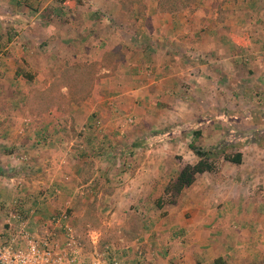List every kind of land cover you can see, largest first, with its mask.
Segmentation results:
<instances>
[{
  "label": "crops",
  "instance_id": "crops-1",
  "mask_svg": "<svg viewBox=\"0 0 264 264\" xmlns=\"http://www.w3.org/2000/svg\"><path fill=\"white\" fill-rule=\"evenodd\" d=\"M0 71V229L16 202L70 214L76 264H264V0H0ZM192 143L242 163L171 204Z\"/></svg>",
  "mask_w": 264,
  "mask_h": 264
},
{
  "label": "built area",
  "instance_id": "built-area-1",
  "mask_svg": "<svg viewBox=\"0 0 264 264\" xmlns=\"http://www.w3.org/2000/svg\"><path fill=\"white\" fill-rule=\"evenodd\" d=\"M126 122L131 125L133 119ZM13 205L0 229V264L77 263L82 245L67 211L50 217L37 232L29 228V218L17 209L16 202Z\"/></svg>",
  "mask_w": 264,
  "mask_h": 264
},
{
  "label": "trees",
  "instance_id": "trees-1",
  "mask_svg": "<svg viewBox=\"0 0 264 264\" xmlns=\"http://www.w3.org/2000/svg\"><path fill=\"white\" fill-rule=\"evenodd\" d=\"M190 149L198 161L194 164L183 165L178 171L177 177L167 185L165 194L169 196V203L171 204L176 202L185 188L193 184L197 175L215 172L219 160L223 159L234 165L242 163V154L240 152L227 153L225 149H222V145L220 148L214 147L204 151L192 143Z\"/></svg>",
  "mask_w": 264,
  "mask_h": 264
},
{
  "label": "rangeland",
  "instance_id": "rangeland-1",
  "mask_svg": "<svg viewBox=\"0 0 264 264\" xmlns=\"http://www.w3.org/2000/svg\"><path fill=\"white\" fill-rule=\"evenodd\" d=\"M74 70H75V68L74 69L73 68H70V69L67 70V72L66 71L62 72V70L59 71V73L57 75L56 74L54 75V82H55V84H59V85H61V84H67V83L68 84H70V83H72V84H85V83H88L91 80L90 75H89V73H88V71L86 69L77 70V71H79V73L74 72ZM66 93H70V94L73 93L72 95L77 94V93L79 95H82L83 94V92H81V91L80 92H73V91L67 92L66 91ZM54 94H55V96L59 97L63 93L61 91H55ZM119 114L121 116L124 115L122 113H119ZM128 118H131V117L124 116V117H121L120 118L121 122L119 123V125H120V128H122L121 130H123L126 126H130V125H128L129 123L126 122V120ZM235 139L236 138H230L227 141L232 142V144H233L234 141H236ZM247 140H251V138L249 137L247 139V137H244V139H242V142H240V143L245 144L247 142ZM256 141L260 142V145H262L261 143H264V139H262V140L260 139V140H256ZM230 152L234 153L235 150L231 149ZM248 157H252V156H250L249 154H246L244 156V159L245 160H248ZM260 158L264 162V152L260 154ZM186 161H188V159H186ZM223 163H227V166H232V164H229L228 162H224L223 160H219L218 163H217V166H220Z\"/></svg>",
  "mask_w": 264,
  "mask_h": 264
}]
</instances>
